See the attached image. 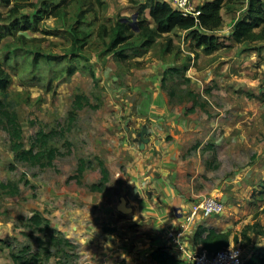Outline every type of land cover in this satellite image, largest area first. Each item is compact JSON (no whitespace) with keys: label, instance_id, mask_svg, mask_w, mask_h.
I'll list each match as a JSON object with an SVG mask.
<instances>
[{"label":"rangeland","instance_id":"rangeland-1","mask_svg":"<svg viewBox=\"0 0 264 264\" xmlns=\"http://www.w3.org/2000/svg\"><path fill=\"white\" fill-rule=\"evenodd\" d=\"M31 1L33 7L18 12L31 21L38 18V22L7 36L0 45V60L11 75L10 86L6 93L0 92V100L17 112L25 149L33 147L42 155L34 162L16 159L12 138L0 121V183L18 189L11 194L10 189L0 188V239L4 241L0 243V264H21L14 262L11 254H21L25 248L29 249L28 258L39 253L41 264H111L107 253L115 248L107 250L100 228L103 216L112 215L110 209L126 195L117 193L113 181L101 191L92 189L102 178L100 154L104 152L98 148L114 139L113 128L107 126L121 131L133 126L131 132H124L125 138L130 144L136 138L140 141L141 128L149 125L156 107L162 110L160 123L169 124L173 133L164 136L167 152L163 168L167 172H161L167 183L164 192H170L162 213L169 218V225L176 221L172 195L182 200L178 213L186 212V207L204 196L223 197V214L217 215L213 224L208 222L209 227L207 221L200 225L218 227L220 233L230 231L229 246L264 256V235L253 229L244 232L248 225L264 226V41L238 43L231 37L246 1L230 0L224 8L225 22L217 32L221 46L214 52L195 48L186 32L175 29L157 37L142 54L124 61L107 52L109 38L101 35L100 28L106 23L114 25L121 17H129L133 23V15L139 12L152 26L145 7L148 0ZM158 1L170 4L169 0ZM12 7L0 0V11L8 21L13 19L9 14ZM83 7L98 12L87 14V24H93L78 30L83 58L71 59L74 40L67 28ZM127 8H137V12L131 15ZM41 9L45 12L39 15ZM135 25L137 28V21ZM169 40L171 49L166 52ZM36 53L42 55L38 60ZM75 66L78 70L69 75L67 69ZM77 94L87 99L76 111L73 102ZM133 116L141 118L135 125L131 124ZM40 130L50 135L45 145L38 138ZM133 145L136 149L137 143ZM52 149L55 153L50 162ZM82 162L85 171L89 170L79 175ZM118 163L114 167L119 166L125 174L136 169L134 163L120 165L121 158ZM37 212L61 231L72 247L49 244L50 233L47 235L44 224L31 223ZM121 214L122 218L132 215ZM127 219L140 222L138 226L145 221L132 216ZM229 224L231 229H224ZM143 229L136 230L142 233ZM121 255L114 252L110 256L119 260Z\"/></svg>","mask_w":264,"mask_h":264},{"label":"trees","instance_id":"trees-1","mask_svg":"<svg viewBox=\"0 0 264 264\" xmlns=\"http://www.w3.org/2000/svg\"><path fill=\"white\" fill-rule=\"evenodd\" d=\"M4 5L13 7L9 10L10 16L13 17L12 21H8L7 17L0 11V45L7 36L14 35L15 32L19 30H28L38 22V18L35 21H31L30 17L26 14H20L18 11L23 7H33V2L31 0H2ZM65 1V0H64ZM230 0H212L205 4L198 6L199 15H183L181 12L174 9V7L167 3L158 0H148L146 8L150 10V17L158 25V30L154 31L150 25L147 24L145 18L140 16V12L137 13V31L136 27L132 26V21L129 17H121L113 26L106 25V23L101 26V35L105 38H109L106 43V50L109 54L115 56L117 60L124 61L126 59L133 58L142 54L149 46L155 43L157 37H161L164 34L172 32L175 28L184 30L186 36L191 38L194 42L195 48H202L204 52L211 53L219 49L221 43H219L218 30L224 24V17L222 15V10L226 7ZM242 1V0H241ZM246 1V9L237 19L231 37L234 41L238 43H243L246 41H264V0H243ZM65 3V2H64ZM58 4L54 5L56 8ZM45 12L44 9L38 10L40 12ZM97 8H81L78 17L73 20L71 25L68 26L70 35L73 36L74 46L72 48V57L83 58L80 49V39L79 31L84 25L87 24V14L97 13ZM19 14L14 18V14ZM242 13V12H241ZM94 14V15H95ZM139 14V15H138ZM40 18V17H39ZM133 20V19H132ZM89 21V20H88ZM93 24V21L88 23ZM87 24V25H88ZM137 39V42L131 41L132 39ZM168 51L171 49V41L169 40ZM42 55L36 53V59ZM50 62L52 59L46 57ZM78 70V66L69 67L67 72L69 75L74 74ZM91 75L96 79L94 71H91ZM11 75L4 68V64L0 60V92L6 93L8 87L10 86ZM87 99L84 95H76L73 108L78 110L83 107L82 100ZM74 114V113H73ZM0 121L5 124V128L9 132L12 138V151L15 154V158L20 161H30L34 162L37 160L42 153L34 151L33 147L31 149H25L24 143L22 142L23 129L21 122L18 118L17 112L11 110L2 100H0ZM50 135L46 134L43 130L38 132V138L45 145L46 140ZM55 150H49L50 162L54 158ZM101 174L102 178L99 184L92 185L93 190L101 191L103 187L109 180V170L101 162ZM86 169L84 162L78 167L79 175H82ZM77 178V176L75 177ZM1 189H10V193H17L18 189L11 183H0ZM32 225H42L44 224V230L49 235V244L63 245L66 247H72L71 242L64 238L61 231L52 228L50 222L45 218L41 212L35 213L31 218ZM254 230V232L264 235V226L259 223L256 225H248L247 230ZM230 232V231H229ZM229 232L220 233L216 229H209L200 225L199 228L194 233V243L202 245V248L208 251H215L220 248H227L230 244ZM249 240V238H248ZM43 244L44 242L40 240ZM4 241L0 239V243ZM45 252L50 255V250L44 248ZM29 251L25 248L21 254L12 253L11 257L14 262L21 264H41L39 261L40 254L34 253L30 255V258L26 257V253ZM64 253L65 249L62 250ZM152 259L156 264H188L184 259L177 258L167 247H159L151 254ZM246 264H264V256H251Z\"/></svg>","mask_w":264,"mask_h":264},{"label":"crops","instance_id":"crops-1","mask_svg":"<svg viewBox=\"0 0 264 264\" xmlns=\"http://www.w3.org/2000/svg\"><path fill=\"white\" fill-rule=\"evenodd\" d=\"M208 1H212V0H206L201 4L196 3L195 6L196 7L201 6ZM128 10L131 12V15L137 12V8L136 10L135 9H128ZM148 11L150 12L149 9ZM222 15L224 17V22H225L224 9L222 10ZM151 21H152V26L149 22L150 27L154 31H157L158 25L154 22L152 18ZM222 27L219 30H221ZM155 109H158V111H156ZM155 109H153V111L155 110L154 115L149 116L152 119L151 122H149V125L146 128L144 127L141 128L140 141H138L137 140L138 138H136V140L130 144L126 140L127 137L125 138L126 135L124 134V132L125 133L131 132L134 129L133 126H130L131 128L129 127L125 131H121L120 127L116 128L114 126H107L108 129L113 128L114 139L113 138L109 139L108 140L109 142H107L104 147L98 148L99 150L104 152V155L100 154V156L102 155L101 160L104 161V165L105 164L107 165L109 171H110V167H113V172L110 171L109 173L111 179L109 178L110 181L108 180L106 185L108 186L112 181L114 183L116 182L115 188H117L116 190L117 193L122 191V193H125L126 195L125 197L123 196L120 197V201L116 204L114 209L113 207L112 209H110L112 211V215L103 216V221L105 222L104 224L101 225L100 228L99 236H104L103 241L106 244L107 250L108 248H115V250L112 251L113 253L114 252L122 253L121 255L122 257L119 260H115L114 257L111 258L110 255L113 253L110 252L107 253L108 259L112 261L111 264L113 262H114L113 264H120V262H123L122 264H156L155 261L152 259L151 254L159 247H167V249H169L177 258L181 259L179 253L173 250L174 243L172 242L174 235H176V233L180 231H183L185 233L183 241L186 242L189 251H195L202 248V245L197 246L194 243V233L197 230L196 226H199L200 224L190 225L189 229L184 230L182 229V224L184 223V220L182 219V217H180L181 216L180 213L177 212L174 213L175 210H173L172 214L176 216V217L173 216V218L176 221H174L173 223L171 222L172 225H169L170 223L168 222L169 218H165L164 214H162L163 211L168 206L167 199L170 196V192L165 193L164 190H166V188H163V186L165 187V185L167 184L166 182L164 184V179L162 174L167 172L163 168L165 166L164 156H165V152H167L165 150L167 143L165 141L164 136H168V135L172 136L173 133H172V128L169 127V124L168 125L166 124L164 126L159 121L160 120L159 117H161L160 114L162 113V110L159 109L158 107H156ZM143 117L145 118V116H142V118ZM132 118L135 120V122L133 123L131 122V124L134 125L136 123V120L138 121L141 119V118L139 119L138 116H133ZM168 129L169 131H167ZM116 139L118 141L117 143H115ZM136 143L137 146L135 149L133 144ZM126 155H128L129 157L128 158L125 157ZM124 157L126 158L125 161L123 159ZM120 158H121L120 165L122 164L131 165L132 163H134L136 168L134 169V172L132 173L129 172L130 174H125L124 172H121L119 166L116 169L114 165L116 164L119 165L118 161ZM108 189L112 190L111 187ZM113 192L114 190L110 191V194H112ZM122 198H125L126 205L131 208L130 214L132 215H125L126 218H122L123 217L121 214L122 211L119 210V205L121 203ZM171 198L174 199L173 202V207H174L175 200L180 198L175 197V195H172ZM219 198L222 200L223 197L222 198L219 197ZM222 201L224 202V200ZM180 202H182L181 199ZM160 206L162 208H160ZM190 206L186 207V211H188ZM182 208L184 209L183 205ZM225 209H226V204L224 203V211ZM128 216H132L134 218L136 217L142 218L143 220H145L143 222V226H138L137 224H140V222L137 223L136 220L134 219L130 221V219H127ZM214 218H216V216H212L208 219H204L203 223H206L207 221V225L209 227L208 222H210V224H213V222L215 221ZM106 226L115 228V230L112 233L105 232L103 228ZM230 226L231 224H229L228 227H225L224 229L226 230L231 229ZM214 227H216L215 224ZM141 228H144L142 233L137 231L138 229ZM222 232L225 231L222 230ZM119 236L123 237L122 241H120ZM105 237L107 239H105ZM110 242H113L111 244V247H110ZM104 250L106 251V249ZM104 260L105 262L107 261V259ZM108 262L110 264V261Z\"/></svg>","mask_w":264,"mask_h":264},{"label":"built area","instance_id":"built-area-1","mask_svg":"<svg viewBox=\"0 0 264 264\" xmlns=\"http://www.w3.org/2000/svg\"><path fill=\"white\" fill-rule=\"evenodd\" d=\"M196 0H169L175 10L183 15H199L198 7L195 6ZM224 211V202L215 195L204 196L193 203L188 211H181L182 229H189L190 225L201 224L204 219L212 216L221 215ZM184 232L180 231L174 235L172 242L176 252L188 264H246L253 256L251 249H244L240 246H229L227 248L208 251L204 248L195 251H189L186 242L183 241ZM256 255V253H255Z\"/></svg>","mask_w":264,"mask_h":264},{"label":"water","instance_id":"water-1","mask_svg":"<svg viewBox=\"0 0 264 264\" xmlns=\"http://www.w3.org/2000/svg\"><path fill=\"white\" fill-rule=\"evenodd\" d=\"M132 19L134 21L132 24L135 25V22L137 20V13L135 15H133ZM135 30L137 31V28H135ZM125 204H126V200H125V198H122L121 199V203L119 205V210L124 212V213L131 212V208L130 207L126 208ZM179 209H180V199H177V200H175V203H174V210H175V212L178 213ZM103 230L105 232L112 233L115 230V228H112L110 226H106V227L103 228Z\"/></svg>","mask_w":264,"mask_h":264},{"label":"bare ground","instance_id":"bare-ground-1","mask_svg":"<svg viewBox=\"0 0 264 264\" xmlns=\"http://www.w3.org/2000/svg\"><path fill=\"white\" fill-rule=\"evenodd\" d=\"M126 205V204H125ZM126 208H128V206L126 205Z\"/></svg>","mask_w":264,"mask_h":264}]
</instances>
